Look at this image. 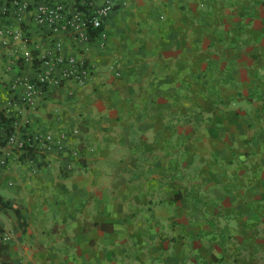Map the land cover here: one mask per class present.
Wrapping results in <instances>:
<instances>
[{
  "label": "crops",
  "instance_id": "obj_1",
  "mask_svg": "<svg viewBox=\"0 0 264 264\" xmlns=\"http://www.w3.org/2000/svg\"><path fill=\"white\" fill-rule=\"evenodd\" d=\"M124 1L32 116L78 168L0 177V264H264V0Z\"/></svg>",
  "mask_w": 264,
  "mask_h": 264
},
{
  "label": "built area",
  "instance_id": "obj_2",
  "mask_svg": "<svg viewBox=\"0 0 264 264\" xmlns=\"http://www.w3.org/2000/svg\"><path fill=\"white\" fill-rule=\"evenodd\" d=\"M124 5V0H0V78L6 88L0 94V177L14 163L37 160L44 167L54 161L67 172L78 168L70 134L40 128L32 116L47 107L53 90L74 93L98 76L90 46L107 48L106 22ZM9 238L0 230V248Z\"/></svg>",
  "mask_w": 264,
  "mask_h": 264
},
{
  "label": "trees",
  "instance_id": "obj_3",
  "mask_svg": "<svg viewBox=\"0 0 264 264\" xmlns=\"http://www.w3.org/2000/svg\"><path fill=\"white\" fill-rule=\"evenodd\" d=\"M1 137H2V134L0 133V144H1ZM9 201H7L6 199H5V197H3L1 194H0V207L1 208H4V207H6V206H9ZM7 247V244L6 245H4L2 248H0V254H1V252L5 249Z\"/></svg>",
  "mask_w": 264,
  "mask_h": 264
}]
</instances>
